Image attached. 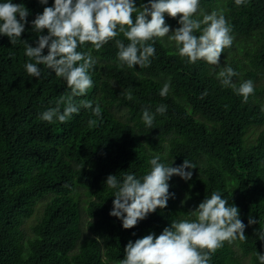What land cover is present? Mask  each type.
<instances>
[{"label":"trees","instance_id":"trees-1","mask_svg":"<svg viewBox=\"0 0 264 264\" xmlns=\"http://www.w3.org/2000/svg\"><path fill=\"white\" fill-rule=\"evenodd\" d=\"M214 1L199 0L201 10H219H212ZM221 1L233 43L221 53L220 65L203 59L189 63L174 41L163 44L154 38L148 42L155 48L150 65L128 68L121 66L115 44L121 40L127 45L123 33L99 51L85 43L77 51L91 49L98 59L89 70L93 87L73 97L79 111L68 122L54 117L49 123L41 119L42 113L56 108L61 97L63 112L71 89L42 64L40 77L27 73L25 65L35 61L26 56L24 41L35 47L39 35H47L46 29L34 31L32 21L53 0L46 5L40 0H11L23 4L29 14L15 45L0 34V264H120L130 240L159 235L172 221L196 220V207L213 192L238 207L247 239L224 242L209 264H244L242 257L247 264H260L263 91L254 86L245 103L233 88L221 84L217 73L232 67L238 73L232 78L237 87L241 71L251 80L259 74L264 77V0H246L241 6L235 0ZM147 2L134 0L137 7ZM178 20L179 15L165 14L170 29L179 27ZM203 27L194 35L202 34ZM165 82L170 90L162 97ZM128 92L131 100L126 99ZM81 100L92 101L93 107L99 103L100 117ZM160 105H166L163 114L156 113ZM145 109L154 115L151 129L142 119ZM90 119L97 121L96 127H89ZM252 132L257 133L253 138ZM156 155L173 167L187 160L196 168L185 169L192 172L189 180L171 176L167 206L125 229L121 219L109 214L117 189L109 188L106 178L115 175L119 184L128 174L142 179ZM42 200L43 209L27 236L23 224ZM249 218L256 222L249 224Z\"/></svg>","mask_w":264,"mask_h":264},{"label":"clouds","instance_id":"clouds-1","mask_svg":"<svg viewBox=\"0 0 264 264\" xmlns=\"http://www.w3.org/2000/svg\"><path fill=\"white\" fill-rule=\"evenodd\" d=\"M245 2L235 0V5L241 6ZM40 3L46 5L47 0H40ZM28 14L23 4L12 3L11 0L0 2V34L9 37L12 45L21 37ZM165 14L172 18L179 15L180 26L172 30L170 36ZM198 14L202 19L198 18ZM32 25L38 33L46 29L47 35H39L35 47L24 41L26 56L35 61L25 65L27 73L40 77L38 65L42 64L53 70L57 77L63 78L71 89L63 112L59 108V104L64 102V97H61L56 108L42 113L41 119L49 123L54 117L60 123L68 122L79 111L73 97L83 96L93 87L89 70L98 63V59L93 57L91 49L77 51L85 43H90L99 51L103 45L123 33L129 41L127 45L121 40H115V44L121 66L126 64L128 68L150 65L149 58L155 54V48L148 42L154 38L169 36L177 45L179 55L187 57L189 63L203 59L210 65H220L221 53L233 43L232 29L223 10L204 13L199 0H148L147 4L139 7L134 0H53L52 6L44 7L42 13L36 15ZM202 25V34L194 35ZM45 48L46 55L43 54ZM237 75L230 66L217 73L221 84L233 88L247 103L254 93L253 82L246 80L237 87L232 79ZM169 90L170 83L165 82L160 96L166 97ZM132 98L131 92L126 93V99ZM80 104L91 109L94 116L100 117L102 109L99 103L93 107L92 101L81 100ZM165 111L166 105L156 108L158 114ZM142 119L151 129L154 115L145 109ZM88 124L90 128L96 127L97 121L90 119ZM149 163L151 170L142 179L128 174L119 184L115 175L109 174L106 178L107 186L117 189L109 214L121 219L125 229L134 227L157 208L167 206L171 176L178 175L189 180L192 172L185 169L196 168L187 160L179 166H170L171 161L163 163L159 155ZM239 215L237 206L229 204L219 192H213L210 198H205L196 207V220L172 221L159 235L150 233L135 242L130 240L125 245V255L120 264H209L211 255L223 247L224 242L247 239L245 224ZM255 222L249 218V224ZM259 238L264 240V234ZM258 259L260 264H264V254H259Z\"/></svg>","mask_w":264,"mask_h":264},{"label":"rangeland","instance_id":"rangeland-1","mask_svg":"<svg viewBox=\"0 0 264 264\" xmlns=\"http://www.w3.org/2000/svg\"><path fill=\"white\" fill-rule=\"evenodd\" d=\"M217 1V2H216ZM215 3V4H214ZM220 4H222V1L221 0H215L211 5H212V10H214L215 8H219V10H221V6ZM177 26L179 25V23L176 24ZM180 26V25H179ZM176 28H173V29H170V32H169V36L171 35V32L172 30H174ZM169 36H165L163 38H159L160 41L165 44L164 42L166 41V44L167 42L171 41L169 39ZM241 55H244V60L246 61L247 60V56L245 54H241ZM238 80L242 83L246 80H251L250 78H248L245 74L242 73V71L240 72L239 76H238ZM253 82V85L258 87L260 90L263 91V94L262 95H259V99H262L263 102H264V77L261 76V74L258 75V77L255 79V80H251ZM263 127H261L260 129H262ZM257 131H259V129H256ZM257 133L256 132H252L251 133V137H255ZM175 179H178L179 176L178 175H175ZM43 204H44V201H39L36 205V212L33 213L29 218H27L25 220V223L23 224V231L24 233L29 236L31 235V225L37 220V215L39 213V211H41L43 209ZM242 260L244 262V264H247V260L244 259L242 257Z\"/></svg>","mask_w":264,"mask_h":264}]
</instances>
